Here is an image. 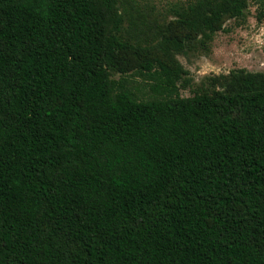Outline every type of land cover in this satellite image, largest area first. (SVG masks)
<instances>
[{
	"label": "trees",
	"instance_id": "16d2710c",
	"mask_svg": "<svg viewBox=\"0 0 264 264\" xmlns=\"http://www.w3.org/2000/svg\"><path fill=\"white\" fill-rule=\"evenodd\" d=\"M249 1H176L141 45L117 0H0V264H264V72L181 96L175 57Z\"/></svg>",
	"mask_w": 264,
	"mask_h": 264
},
{
	"label": "rangeland",
	"instance_id": "374dc122",
	"mask_svg": "<svg viewBox=\"0 0 264 264\" xmlns=\"http://www.w3.org/2000/svg\"><path fill=\"white\" fill-rule=\"evenodd\" d=\"M179 0H117L121 21L116 24L118 34L135 44H149L161 37V29L174 16L168 7ZM113 24L110 28L113 29ZM175 57L187 71L180 78L181 96L210 88L212 76L244 68L264 72V15L257 0H250L243 18L225 22L224 29L215 32L204 45L200 41L185 46ZM118 79L120 74L111 73ZM129 85L138 95H146L149 87L137 72L126 75ZM139 89V90H137Z\"/></svg>",
	"mask_w": 264,
	"mask_h": 264
}]
</instances>
